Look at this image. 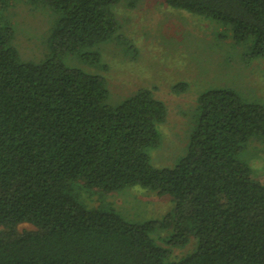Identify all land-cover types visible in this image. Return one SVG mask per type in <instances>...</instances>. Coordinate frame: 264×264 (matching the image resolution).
<instances>
[{"label":"trees","instance_id":"obj_1","mask_svg":"<svg viewBox=\"0 0 264 264\" xmlns=\"http://www.w3.org/2000/svg\"><path fill=\"white\" fill-rule=\"evenodd\" d=\"M13 1L0 0V264H264V176L243 158L264 137V102L229 87L202 91L185 154L156 166L149 149L161 144L166 104L147 88L111 104L105 76L65 62L101 60L122 0H23L55 15L51 53L39 61L14 43L4 15ZM165 2L224 26L248 59L264 58V0ZM134 186L170 196L173 212L134 221L80 191ZM157 230L168 231L167 246Z\"/></svg>","mask_w":264,"mask_h":264},{"label":"rangeland","instance_id":"obj_2","mask_svg":"<svg viewBox=\"0 0 264 264\" xmlns=\"http://www.w3.org/2000/svg\"><path fill=\"white\" fill-rule=\"evenodd\" d=\"M113 11L121 28L114 39L97 47L101 60L92 65L80 55L68 54L65 62L105 76L111 104L120 103L142 88L151 90L166 104L168 115L160 129L161 144L149 149L156 166L171 167L185 154L197 97L202 91L229 87L249 101L264 102V58L248 59L247 45L235 44L224 26L173 8L165 0H122ZM5 14L24 59L39 61L51 53L55 15L48 5L14 0ZM181 83L185 87L181 88ZM243 158L253 167L255 177L261 179L264 137L251 140ZM80 191L90 206L108 203L139 222L160 220L174 207L170 196L140 186L112 192ZM19 228L32 226L21 224ZM167 235L166 230L154 233L163 246H167ZM171 248V258H180L194 248V240L185 247Z\"/></svg>","mask_w":264,"mask_h":264}]
</instances>
